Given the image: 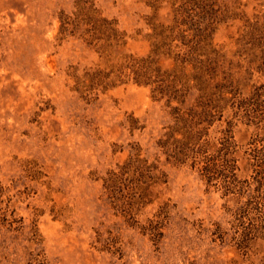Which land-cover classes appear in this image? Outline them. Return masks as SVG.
<instances>
[{"label": "rangeland", "instance_id": "1", "mask_svg": "<svg viewBox=\"0 0 264 264\" xmlns=\"http://www.w3.org/2000/svg\"><path fill=\"white\" fill-rule=\"evenodd\" d=\"M128 55L116 85L87 86ZM263 57L264 0H0V264H264V225L247 238L237 210ZM152 58L164 81L135 82ZM186 130L232 135L243 197L184 158Z\"/></svg>", "mask_w": 264, "mask_h": 264}, {"label": "trees", "instance_id": "2", "mask_svg": "<svg viewBox=\"0 0 264 264\" xmlns=\"http://www.w3.org/2000/svg\"><path fill=\"white\" fill-rule=\"evenodd\" d=\"M113 31L117 32V29L113 28ZM115 36H117V41L120 40L119 34H116ZM169 40L172 41L173 39L169 38ZM156 45L154 46V52H158L156 51ZM135 60L136 59L131 55L124 56L123 60L120 62L122 68L114 69V66L112 65V70L109 73H106L105 70L101 69L88 73L90 83L87 86L94 89L97 86L102 85L104 89H108L111 86L116 85L115 80L122 75L124 69L135 67L133 65L135 64ZM107 61L110 63L109 59ZM155 61L157 62V60H153L152 58L150 64L139 65V73H137L138 75L135 82L139 84H150L151 81L160 83L164 81L162 77L164 75L161 74L164 71H162V68L159 65H156ZM258 67L260 71H264V59H262L261 64ZM107 77L111 80H113L112 78L114 77L116 79L108 82L105 81ZM199 84H202V81ZM156 90L160 96L168 97V102L174 99H180L184 95L183 90L177 88L176 80L171 81L169 84L164 85L163 83V85H158ZM259 96H264V84L258 87V90L255 92V102L252 103L257 111L262 110L263 107V104L258 101L260 98ZM183 116L184 115L179 113L178 119L181 122L186 123L187 119L185 121V117ZM185 136L186 139L182 141V155L185 156L184 158L191 161L192 167L199 170L201 177L206 183L224 188L225 195L233 194L238 198L243 197L248 185H244V183L237 178V160L234 156L232 135L225 136L219 141L220 145H215L213 142L209 141L201 142L199 141V137H196L189 130H186ZM212 147H214V152L210 151V148ZM257 153V157L255 158V194L247 195L248 199L246 200L244 207L237 209L241 216H246V214L252 211L255 212V223L251 227L245 228V235L247 238L254 231L255 234L259 233L264 225V148L263 151L259 149ZM112 182H114L113 184L116 186L117 179H113Z\"/></svg>", "mask_w": 264, "mask_h": 264}]
</instances>
